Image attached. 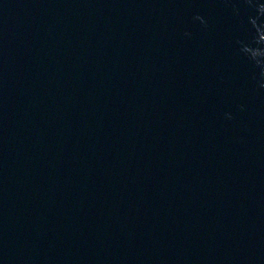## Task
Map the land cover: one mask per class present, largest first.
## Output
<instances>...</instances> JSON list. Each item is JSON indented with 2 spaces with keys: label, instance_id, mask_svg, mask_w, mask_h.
<instances>
[{
  "label": "water",
  "instance_id": "95a60500",
  "mask_svg": "<svg viewBox=\"0 0 264 264\" xmlns=\"http://www.w3.org/2000/svg\"><path fill=\"white\" fill-rule=\"evenodd\" d=\"M0 264H264V0H0Z\"/></svg>",
  "mask_w": 264,
  "mask_h": 264
}]
</instances>
